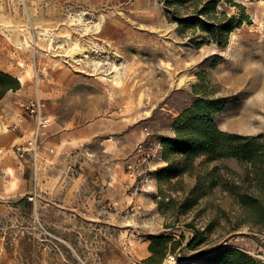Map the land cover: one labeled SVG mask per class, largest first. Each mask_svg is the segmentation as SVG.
<instances>
[{
  "label": "rangeland",
  "instance_id": "obj_1",
  "mask_svg": "<svg viewBox=\"0 0 264 264\" xmlns=\"http://www.w3.org/2000/svg\"><path fill=\"white\" fill-rule=\"evenodd\" d=\"M169 1L0 0V71L19 83L0 102L11 91L39 95L58 129L78 141L69 153L47 149L55 160H20L13 119L0 117V264H205L224 248L264 264V232L236 198L261 195L250 189L252 165L204 155L187 165L177 153L169 157L183 172L159 180L169 165L165 142L186 116L200 111L227 133L264 136V0H216L208 15L200 13L208 0ZM225 18L236 27L220 46L200 21ZM79 42L118 54L104 53L102 67L115 75L119 65L121 82L95 73L98 54L77 56V64L64 57ZM9 103L3 108L16 115ZM145 128L158 156L150 187L131 199L122 188L125 163ZM79 159L87 174L73 186L84 174ZM130 204L142 209L134 214ZM190 224L212 225L199 248L189 247ZM153 238L167 241L154 252Z\"/></svg>",
  "mask_w": 264,
  "mask_h": 264
},
{
  "label": "trees",
  "instance_id": "obj_2",
  "mask_svg": "<svg viewBox=\"0 0 264 264\" xmlns=\"http://www.w3.org/2000/svg\"><path fill=\"white\" fill-rule=\"evenodd\" d=\"M183 3L187 0H175ZM171 3V0L168 4ZM216 0H208L201 14L208 15V11L215 9ZM226 17L225 14H223ZM218 23H206L200 21V25L206 29L211 37L219 41L220 46H225L228 42L230 32L236 27L232 18ZM196 19H183L180 24L192 23ZM219 34V35H218ZM19 88L18 81L11 75L0 71V99L9 90ZM198 111L195 115L186 116L185 124L177 129V137L165 142L163 158L169 162V165L163 170L159 180H167L171 177L180 175L183 172L181 164L169 157L172 154H180L185 158L187 165L192 164L196 158L206 156L210 160H218L221 158H234L239 162H246L252 165L254 177L251 179L255 185L254 188L261 192V195H254L245 192L236 196L241 208L252 214L256 218V223L261 226L264 232V143L263 135L258 136H239L227 133L218 128L216 122L211 118H206ZM249 189V188H248ZM199 197L188 200L186 206L198 202ZM194 229L195 236L189 243L190 248H199L207 240V233L211 231L212 225H208L204 230L190 224ZM152 250L155 247L167 241L166 238H153ZM205 264H258L252 257L246 255L236 248H224L206 257Z\"/></svg>",
  "mask_w": 264,
  "mask_h": 264
},
{
  "label": "built area",
  "instance_id": "obj_3",
  "mask_svg": "<svg viewBox=\"0 0 264 264\" xmlns=\"http://www.w3.org/2000/svg\"><path fill=\"white\" fill-rule=\"evenodd\" d=\"M16 104L21 109V114L11 125L12 130H20L27 121L33 122L34 126L30 135L14 146V152L20 160L26 161L28 158L37 160L39 154L46 148V139L54 126V119L46 112L45 101L39 97L18 99ZM143 133L144 140L138 144L136 152L125 163L126 180L124 182V190L131 199L137 193L143 192L150 187L153 180L152 161L158 156L150 152L149 144L153 139L152 132L145 128ZM48 150L50 152L54 151L52 147L48 148ZM73 168L74 166L70 164L69 169ZM116 204L119 203H114V206ZM129 208L134 211V214L142 209L140 205L134 204H130ZM174 259L175 257L173 256L170 258V260Z\"/></svg>",
  "mask_w": 264,
  "mask_h": 264
},
{
  "label": "crops",
  "instance_id": "obj_4",
  "mask_svg": "<svg viewBox=\"0 0 264 264\" xmlns=\"http://www.w3.org/2000/svg\"><path fill=\"white\" fill-rule=\"evenodd\" d=\"M19 93L20 92H13V91L8 92L6 94V96L4 97V99L0 102V107L3 105L4 102L5 103H9V101L11 103L12 108H13V106L15 107L14 109H16V110L13 109V111H15L16 115H10V112L6 110V107L5 108H3L4 106L1 107V110L3 109L5 111L0 114V117L4 118L5 121H8V119H13L12 124L17 120V117L19 116L17 114L20 112V109H19L18 105L16 104V101L18 99L24 98V97H21V95H19ZM32 97L41 98L39 95H35V96H32ZM27 98H31V97H27ZM41 99H43V98H41ZM4 105H6V104H4ZM46 112L49 114V116L52 119H54V126L50 130V132L48 134V137L46 139V148H44L41 153L42 154H47V155H49L50 158H54V160H55L57 158L55 156L56 152L54 153L55 155L54 154L50 155V154L47 153L48 152L47 151L48 148L53 147V149L54 148L55 149H59V150L62 149V150H64V152L69 153V152H72V151L77 149V147L74 146V145L77 144L78 141H76L77 138H76L75 135H72L70 132L65 131V129H63V128H62V130L58 129V125H59L58 121H57L58 115L52 114L50 112V110L47 108V106H46ZM33 126H34L33 122L27 121V122H25V124L22 125L20 130H18V131L12 130L15 133V135L18 137V142L17 143L25 140L30 135L31 131L33 130ZM142 137H143V133H141V138L139 139V141L142 139ZM17 143H15V145ZM45 150H46V152H44ZM38 159L39 158H37V160ZM79 163H80V168L84 170V174L83 173L80 174V177L77 180H75V183L73 184V186H76V184H79V182H76V181L83 180V178L87 174V172H86V161L79 159ZM80 182L82 183L83 181H80ZM124 182H125V178H123V180H122V188H123ZM110 184H112V183H110ZM121 198L123 200H126L125 196H123Z\"/></svg>",
  "mask_w": 264,
  "mask_h": 264
},
{
  "label": "bare ground",
  "instance_id": "obj_5",
  "mask_svg": "<svg viewBox=\"0 0 264 264\" xmlns=\"http://www.w3.org/2000/svg\"><path fill=\"white\" fill-rule=\"evenodd\" d=\"M83 30L89 34H92L94 30H96V28H92V27H84ZM52 41V39H50ZM53 43L51 42V47H50V52L54 53V55L56 56H61L62 54V50L59 49L60 47H58L57 49L53 47L52 45ZM104 53H110L113 54L115 56H117L118 54H116L113 51L110 50H102L100 49L96 44H85L84 42H79L76 43L73 51L70 53H67L64 57L69 58L68 60H71L73 63H78L79 60L77 59V56H82L85 58L91 57L94 54H98L99 60L95 62V73L97 75H99L102 79L105 80H109V81H115L116 83H120L121 80V75L117 72H119V65H115V69H116V73L115 75H111L109 73V71L107 69H103V64H104V56H102ZM66 61V59L64 60ZM20 81L24 84V80L23 78H20ZM165 264H175L174 262H170L167 261Z\"/></svg>",
  "mask_w": 264,
  "mask_h": 264
}]
</instances>
